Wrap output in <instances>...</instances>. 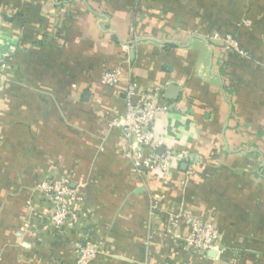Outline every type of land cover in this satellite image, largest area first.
<instances>
[{"label":"crops","instance_id":"0c3cea01","mask_svg":"<svg viewBox=\"0 0 264 264\" xmlns=\"http://www.w3.org/2000/svg\"><path fill=\"white\" fill-rule=\"evenodd\" d=\"M132 84L162 91L173 180L137 174L113 126ZM180 210L214 250L187 247ZM81 244L89 264H264V0H0V264H76Z\"/></svg>","mask_w":264,"mask_h":264},{"label":"built area","instance_id":"2783aa9c","mask_svg":"<svg viewBox=\"0 0 264 264\" xmlns=\"http://www.w3.org/2000/svg\"><path fill=\"white\" fill-rule=\"evenodd\" d=\"M223 46L228 52H237L241 56H246L239 44L230 36L223 40ZM120 77L119 70L107 71L103 74L102 82L113 87L117 85ZM125 94L126 111L121 118L114 121L113 126L122 131L124 140L129 143V155L135 172L140 175L162 177L168 181L173 180L177 171L176 154L169 149L159 153L162 144L154 135L155 119L166 111V107L161 104L162 91L159 89L139 91L137 86L132 84ZM69 185L67 179H55L41 188L55 209L53 220L60 226L67 224L72 215L73 195ZM181 221L190 226V234L186 239L190 250L207 254L215 249L217 232L212 225L194 218L185 210L173 213L170 224L177 226ZM76 252L78 254L76 264H89L97 254L96 247L92 244H81Z\"/></svg>","mask_w":264,"mask_h":264},{"label":"water","instance_id":"95a60500","mask_svg":"<svg viewBox=\"0 0 264 264\" xmlns=\"http://www.w3.org/2000/svg\"><path fill=\"white\" fill-rule=\"evenodd\" d=\"M215 256H216V252L215 251H213V252L210 253V257L214 258Z\"/></svg>","mask_w":264,"mask_h":264}]
</instances>
